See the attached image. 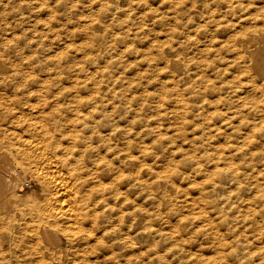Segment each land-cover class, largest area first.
<instances>
[{
	"label": "bare ground",
	"instance_id": "6f19581e",
	"mask_svg": "<svg viewBox=\"0 0 264 264\" xmlns=\"http://www.w3.org/2000/svg\"><path fill=\"white\" fill-rule=\"evenodd\" d=\"M88 5L78 44L0 62V264H264V0Z\"/></svg>",
	"mask_w": 264,
	"mask_h": 264
},
{
	"label": "rangeland",
	"instance_id": "374dc122",
	"mask_svg": "<svg viewBox=\"0 0 264 264\" xmlns=\"http://www.w3.org/2000/svg\"><path fill=\"white\" fill-rule=\"evenodd\" d=\"M54 1L55 0H52V4ZM91 1L95 0H69L67 4L64 1H61L62 5L56 6L59 16L56 17L57 19L53 20V24L45 25L41 24V21L39 20L40 18H44V14L34 8L38 5L39 0H0V62L2 68L16 69L18 72H22L26 70L29 65V63H27L28 58L30 59L36 57V64H38L40 59H45V51L47 52L48 49L58 50L61 48L63 41L66 39L68 40L67 42H75L78 44L80 41L79 35L73 36V30L75 29V31H80L79 28L81 27L78 26H81V23L78 22V24L77 21H80L79 17L83 16L84 13L90 9V5H88V3ZM27 2L28 5H24ZM154 5L159 6L158 3H154ZM161 5L164 4L161 3ZM147 6L148 4L145 3L143 6H139L142 8L134 7L132 12L127 11V13H125L126 11H123L120 7H116L114 11L119 12L122 10V13L118 14V20L113 22L109 34H112L115 27L119 23H131L133 28L129 29V32L142 24L143 22H141L138 18L139 10L144 9ZM126 7L130 8L129 5H126ZM63 20H65V23H68H63ZM37 22L39 25H37ZM164 26V23H152L149 31L159 33L163 30ZM70 33L72 36L69 35ZM140 36L144 38V41L139 44L134 43L132 48L135 50L145 48L148 45L149 40L156 39V37H152L146 31L141 33ZM70 46L72 47V45ZM117 46L118 43L113 40L108 46V49L110 48L114 51ZM45 47H47V50H45ZM79 53L80 52L74 51H67L63 53V61L67 60L68 64L72 67L70 71L74 68V66L78 65L77 61L80 56ZM75 54L78 56L75 57ZM115 57H117V61L114 62V65L121 67V73L126 76L132 75L133 73L129 72H131L133 65L124 66V60L118 56H114L111 59H114ZM125 57H127V54ZM130 62L131 60L127 61V63ZM103 63L104 62L96 63L93 61L91 66L95 67L97 65H103ZM42 64L43 60H40V64L38 65L41 66ZM38 65H36V68ZM37 72L40 74L43 73L41 68ZM79 75L84 76L85 74L79 73ZM91 86L96 87L95 84H91ZM12 93H14L12 90V80L0 77V96H2V99L10 96Z\"/></svg>",
	"mask_w": 264,
	"mask_h": 264
}]
</instances>
